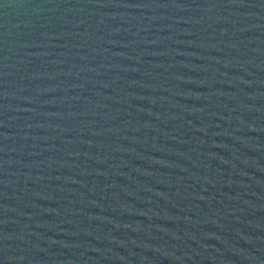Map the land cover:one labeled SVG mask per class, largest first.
Wrapping results in <instances>:
<instances>
[{"label":"water","instance_id":"obj_1","mask_svg":"<svg viewBox=\"0 0 264 264\" xmlns=\"http://www.w3.org/2000/svg\"><path fill=\"white\" fill-rule=\"evenodd\" d=\"M0 264H264V0H0Z\"/></svg>","mask_w":264,"mask_h":264}]
</instances>
